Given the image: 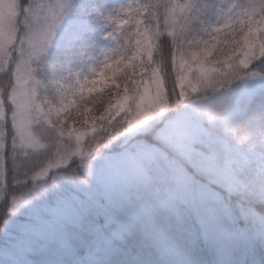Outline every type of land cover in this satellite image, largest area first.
Masks as SVG:
<instances>
[{
	"label": "snow or ice",
	"instance_id": "snow-or-ice-1",
	"mask_svg": "<svg viewBox=\"0 0 264 264\" xmlns=\"http://www.w3.org/2000/svg\"><path fill=\"white\" fill-rule=\"evenodd\" d=\"M0 264H264V0H0Z\"/></svg>",
	"mask_w": 264,
	"mask_h": 264
},
{
	"label": "rangeland",
	"instance_id": "rangeland-1",
	"mask_svg": "<svg viewBox=\"0 0 264 264\" xmlns=\"http://www.w3.org/2000/svg\"><path fill=\"white\" fill-rule=\"evenodd\" d=\"M81 2L82 3H87L88 0H81ZM134 2H135V0H111V2L109 3V6L110 7H118L121 4L134 3ZM141 2H143V0H141ZM236 2L237 3H242V2H245V0H236ZM105 43H107V42H105ZM93 66L99 67V65H96L95 62H93L91 64H87V65L84 66L85 67V72L82 74V77H81L82 82H83V78L84 77H89V78L91 77L92 72H91L90 69ZM73 70L76 71L78 69H76L75 66H74ZM74 80H75V78H73L72 82H74ZM93 95H95V94H93Z\"/></svg>",
	"mask_w": 264,
	"mask_h": 264
},
{
	"label": "trees",
	"instance_id": "trees-1",
	"mask_svg": "<svg viewBox=\"0 0 264 264\" xmlns=\"http://www.w3.org/2000/svg\"><path fill=\"white\" fill-rule=\"evenodd\" d=\"M102 2L106 3L107 5H109V3L111 2V0H102ZM90 107H93V106L90 105ZM74 126H78V125H74Z\"/></svg>",
	"mask_w": 264,
	"mask_h": 264
}]
</instances>
